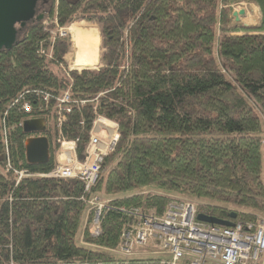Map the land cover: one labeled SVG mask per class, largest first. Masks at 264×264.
Segmentation results:
<instances>
[{
    "label": "trees",
    "instance_id": "obj_1",
    "mask_svg": "<svg viewBox=\"0 0 264 264\" xmlns=\"http://www.w3.org/2000/svg\"><path fill=\"white\" fill-rule=\"evenodd\" d=\"M241 1L257 6L255 25L232 20ZM38 13L15 23V42L0 49V264H163L115 249L129 220L120 208L160 215L171 193L207 201L198 210L220 218L235 209L231 220L264 216V0H37ZM46 18L96 23L101 65L68 69L70 35L51 39ZM30 88H69L76 99L107 92L95 108L73 105L60 135L52 100L26 94L30 111L13 103ZM97 114L117 123L119 137L88 190L71 177L15 184L4 170V132L13 166L47 172L61 136L75 139L82 158ZM27 117H43L45 129L23 131ZM37 134L47 137L49 158L29 163L24 142ZM94 194L106 200L97 236L87 229Z\"/></svg>",
    "mask_w": 264,
    "mask_h": 264
},
{
    "label": "built area",
    "instance_id": "obj_2",
    "mask_svg": "<svg viewBox=\"0 0 264 264\" xmlns=\"http://www.w3.org/2000/svg\"><path fill=\"white\" fill-rule=\"evenodd\" d=\"M44 23L51 39H54L56 34L66 33L65 28L57 25L55 19L46 18ZM51 23L54 25L49 26ZM39 52L51 55L50 50L41 48ZM30 89L19 93L13 103L19 104L24 111H30L32 105L25 97L26 94H32L45 102L52 100L55 124L60 135L61 124L73 105L79 106L92 101L95 108L99 96L107 92L100 91L91 99H76L71 97L69 88L63 89L59 94L39 88ZM118 137L117 123L97 114L93 119L82 158L76 156L75 139L66 140L61 136L59 147L55 151V166L47 172H33L28 168L12 165L4 132L3 168L13 172L15 184L24 177H71L80 179L84 189L88 190L97 180L103 157L114 150ZM87 203V209L92 211L88 232L97 236L101 233L100 218L106 207V200L94 194L89 197ZM120 209L129 215L118 246V252L122 254H131L135 245L144 247L153 242L157 249L154 252L162 254L160 262L163 264H264V219L256 222L233 220L232 226L207 223L196 218V201L174 197L168 201L160 215L155 214L152 208L148 211L135 207Z\"/></svg>",
    "mask_w": 264,
    "mask_h": 264
},
{
    "label": "water",
    "instance_id": "obj_3",
    "mask_svg": "<svg viewBox=\"0 0 264 264\" xmlns=\"http://www.w3.org/2000/svg\"><path fill=\"white\" fill-rule=\"evenodd\" d=\"M37 0H0V49L9 48L16 40L15 23L23 26L26 21L32 18L40 19L43 13L35 15ZM244 13V9H233L231 15L235 21L239 20L238 15ZM22 129L25 132H40L45 129L43 117H27L22 121ZM48 139L45 135H29L24 142L25 157L29 163L45 162L49 158ZM236 213L230 212L229 217L234 218ZM196 218L208 223L225 226H232L233 221L229 218H220L204 212H198Z\"/></svg>",
    "mask_w": 264,
    "mask_h": 264
},
{
    "label": "rangeland",
    "instance_id": "obj_4",
    "mask_svg": "<svg viewBox=\"0 0 264 264\" xmlns=\"http://www.w3.org/2000/svg\"><path fill=\"white\" fill-rule=\"evenodd\" d=\"M240 8H243L244 9V13L241 14V15H238V17H239V20L238 21H235L234 18H233V16L231 15L233 21L238 22V23H243V24H249V25H255L258 22V19H259V10H258L257 6H255L252 2L241 1V2L236 3V4L233 5V9H235V10H238ZM78 22H82L84 24L86 23L85 25L94 26L96 28V30H97V34H98L97 35V38H98V46H97V50H96V59H95L96 61L95 62H89L90 63L89 66H83V67H73L72 66L73 45H72V36H71V32H70V26L72 24L78 23ZM62 27H64L65 28V31H66V33L64 35H67V34L70 35V39H71V46H70L69 50L66 51V53L63 56L64 57V61H65V63H64L65 66H67L68 69L69 68H77V69H82V68L96 69V68H98L101 65V62H100V54H101V51H102V47H101V44H100V35H99V30H98L97 24L94 23V22H92V21L90 22V21L79 20V21L72 22L68 26H62ZM230 33H234V32H230ZM81 54L84 55L83 53H81ZM89 58H91V57H89ZM90 61H93V60L91 59ZM170 195L172 197H174V198H177L176 195H173L172 193ZM187 198L188 199H191V200H194V201L197 202L196 199L189 198V197H187ZM199 202L201 204H205V202L207 203V201H205V200H203V202H202V200H198L197 207H198V205H200ZM235 211H236V209H235ZM198 212H201V211L198 210ZM260 219H264V216L258 214V220H260ZM87 229H88V227H87ZM152 248H153V251L151 250ZM155 250H157V249L154 246L153 242L147 243L146 246H144V247L143 246L135 245L134 246V249L132 250V253L131 254H122V253L118 252V248L115 249L116 254L118 256L123 257V258L124 257H131V256L144 257V256H148V255L160 257L162 254L160 255L159 253L154 252Z\"/></svg>",
    "mask_w": 264,
    "mask_h": 264
},
{
    "label": "bare ground",
    "instance_id": "obj_5",
    "mask_svg": "<svg viewBox=\"0 0 264 264\" xmlns=\"http://www.w3.org/2000/svg\"><path fill=\"white\" fill-rule=\"evenodd\" d=\"M85 24L78 22L70 26L71 36L74 38L72 44L74 49L73 51L76 53V55L81 56L80 62L73 64V67L89 66V62L96 61V50L98 46V38L96 36L97 32L96 30L89 31L87 28L89 25ZM81 53H83L85 56ZM91 59L93 61H90Z\"/></svg>",
    "mask_w": 264,
    "mask_h": 264
},
{
    "label": "crops",
    "instance_id": "obj_6",
    "mask_svg": "<svg viewBox=\"0 0 264 264\" xmlns=\"http://www.w3.org/2000/svg\"><path fill=\"white\" fill-rule=\"evenodd\" d=\"M87 28L89 29V31L96 30V28L94 26H88ZM96 32H97V30H96ZM73 41H74V39L72 38V44H73ZM79 60H81V56L80 55H76V53L73 51L72 65L76 64V63H79L80 62Z\"/></svg>",
    "mask_w": 264,
    "mask_h": 264
}]
</instances>
